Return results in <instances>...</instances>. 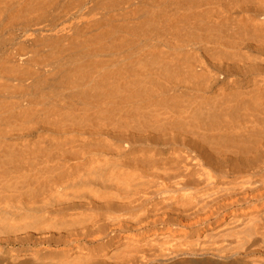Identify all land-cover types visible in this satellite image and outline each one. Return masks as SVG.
<instances>
[{"label": "bare ground", "instance_id": "obj_1", "mask_svg": "<svg viewBox=\"0 0 264 264\" xmlns=\"http://www.w3.org/2000/svg\"><path fill=\"white\" fill-rule=\"evenodd\" d=\"M0 264H264V0H0Z\"/></svg>", "mask_w": 264, "mask_h": 264}]
</instances>
